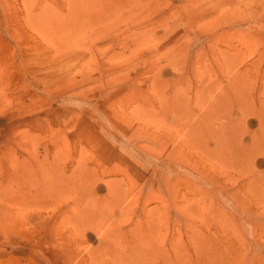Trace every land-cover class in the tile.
<instances>
[{
    "label": "rangeland",
    "instance_id": "rangeland-1",
    "mask_svg": "<svg viewBox=\"0 0 264 264\" xmlns=\"http://www.w3.org/2000/svg\"><path fill=\"white\" fill-rule=\"evenodd\" d=\"M0 264H264V0H0Z\"/></svg>",
    "mask_w": 264,
    "mask_h": 264
},
{
    "label": "bare ground",
    "instance_id": "bare-ground-1",
    "mask_svg": "<svg viewBox=\"0 0 264 264\" xmlns=\"http://www.w3.org/2000/svg\"><path fill=\"white\" fill-rule=\"evenodd\" d=\"M131 235V234H130ZM127 236H128V234H127ZM144 237H145V235H144ZM129 239V238H128ZM133 239V238H132ZM142 239V238H141ZM148 240V239H147ZM144 242V241H143ZM147 246H148V244H147ZM153 247V249H155L154 248V246H152ZM152 249V248H151ZM153 249H152V252H153ZM150 250V249H149ZM149 252V251H148ZM155 254V253H154ZM146 255V254H145ZM156 255H157V253H156ZM166 255V254H165ZM167 258H168V256H166Z\"/></svg>",
    "mask_w": 264,
    "mask_h": 264
}]
</instances>
